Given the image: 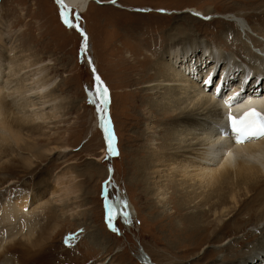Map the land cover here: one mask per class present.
Listing matches in <instances>:
<instances>
[{
    "label": "rangeland",
    "instance_id": "1",
    "mask_svg": "<svg viewBox=\"0 0 264 264\" xmlns=\"http://www.w3.org/2000/svg\"><path fill=\"white\" fill-rule=\"evenodd\" d=\"M106 1L110 0H102ZM111 1L112 4L92 1L89 10L82 13L58 0H0V38L7 49L11 48L10 55L17 57V61L22 63L27 58L28 62H35L33 72H40L43 81L50 83L44 94L47 99L55 98L48 102L46 111L35 105L41 113L55 112L49 115V122L26 121V115L30 117L29 108H33L31 104L26 108L27 114L21 113L26 109L19 108L14 101L11 103L14 109L6 110L7 114L16 112L10 114L11 119L19 116L26 122L23 127L14 126L23 137L19 143L15 136L0 137V198L7 196L3 195L6 189L12 196L16 191L20 195L28 193L27 209L38 206L29 211L36 215L31 216L32 221L40 222L35 230L44 233L43 242L37 248L24 245V240L17 237L12 245L18 248H12L8 255L14 264H100L105 260L110 264H147L139 258L143 248L156 264H214L218 257L219 262L222 258L226 263L242 260L259 239L263 223L255 217L248 221L246 210H241L240 215L237 210L235 217L227 219L226 228L216 232L213 227L204 228L198 234L193 223L183 220L191 211L207 210L208 206L183 208L179 201L185 195L174 186L161 199L154 188L155 179H161H152L146 173L148 184L153 185L148 191L149 185L140 177L138 162L152 150L153 135H164L166 122L163 120H169L167 117L150 119L149 107H157L152 102L156 97L149 88L142 90L138 84L144 64L141 62L137 68L130 62L133 56H129V51L139 50V59L151 57L150 65L154 66L161 57L163 45L169 42L167 34L173 26H179L183 33L191 31L219 49L233 51L240 62L245 56L261 52L255 46L257 42L250 39L254 37L264 43L258 29L264 25L261 13L264 0H120L119 4ZM188 7L200 10L203 18L196 16L193 20L190 13H180ZM147 9L151 10L145 12ZM62 13L72 25L79 24L87 33L88 52L83 46L81 31L77 26L65 24ZM230 14L232 18L250 22L259 34L249 27L239 28L233 20L235 23L223 19ZM249 34L251 38H245ZM243 43L252 44V48L246 50ZM0 48H3L1 43ZM8 60L6 67L10 66ZM8 71L9 68L7 74ZM203 71L209 72L208 67ZM97 75L109 89L108 108L98 97ZM19 78L25 83L32 82L30 76L28 81L27 76ZM213 79L216 85L218 80ZM17 91L20 95L25 92L23 87ZM8 98L13 100L12 95ZM32 99L28 100L33 102ZM108 122L117 136V149L114 148L112 157H109L111 151L104 131ZM150 124L155 132H149ZM260 188L264 189L262 185L257 188L249 185L248 192L247 186L241 185L235 191V200L230 199L231 192L228 194L227 206H234L236 202L237 208L250 209ZM23 197L17 202H23ZM123 198L131 204V214L122 203ZM107 200L111 207L109 217L115 216L112 224L106 219ZM239 216L245 220L239 223ZM215 217L207 214L204 219L212 221ZM241 224L246 225L244 231L232 230ZM247 231L257 235L254 233L256 236L249 240ZM238 237L248 241L238 244L235 242ZM66 238H70L68 243ZM194 245L197 248L193 249ZM203 245L209 246V250L202 249Z\"/></svg>",
    "mask_w": 264,
    "mask_h": 264
},
{
    "label": "bare ground",
    "instance_id": "2",
    "mask_svg": "<svg viewBox=\"0 0 264 264\" xmlns=\"http://www.w3.org/2000/svg\"><path fill=\"white\" fill-rule=\"evenodd\" d=\"M92 1H100L99 3H102V0ZM92 1L63 0V4L83 13L89 10ZM119 1L116 0L114 4H119ZM112 2L106 1V4H112ZM150 10L147 9L144 11L148 12ZM183 12L190 13L193 20L196 16L201 18L204 16L195 7H188L180 13ZM261 13L264 14V12ZM225 18L235 21L239 28L245 29L249 27L250 30L258 34L260 31V34L264 37V25L258 27V31L254 29L255 27L250 22H245L239 17L233 16L232 18L230 14V16H223V19ZM177 27L179 26H173L171 28L172 31L167 34L166 40H169V42L163 45L164 49L160 51L161 57L158 60L156 59L157 62L155 61L156 64L154 66L150 65L151 57H141L142 59H139V50L136 51L137 55L133 50H127L130 52L129 56H133V58L127 60L130 62L133 61V64H136L137 68L141 62L144 64L143 69L139 72L140 76L138 78V84L142 87L141 89L147 91L149 88L152 95L156 97L152 102L158 108L149 107L151 113L150 119L156 120L159 117L160 120H163L167 117V120H169H163L166 122L164 125V135H153V143L151 142V146L149 145L152 150L148 151V156H143L142 160L137 161V170L140 172V177L143 176L142 179L147 184L148 179L146 178V173L150 174L152 179H161L159 181L155 179L154 182V188L155 190L157 189L158 192H156L158 195H161V199H164L167 190L171 186H174L185 195V198L180 197L181 200L179 201V205L183 206V208H190V206L197 208L204 205L208 206L207 210L196 211L198 210L196 209L195 211H191L183 220L185 223H193L194 229L199 230L198 234L204 228L209 229L213 227L214 231L226 228L229 225V220L227 219H230V216L235 217L234 213H237V210L238 214L241 210H246L247 217L245 216V219L250 221L255 217L257 221L263 223L262 226L259 225L260 228H263L261 230L258 229V233L260 234L259 239L253 242L251 247L250 245L248 246L250 249L242 260L236 259L234 262L226 263L220 258L221 263L218 257L214 264H264V189L260 188L258 195L254 199V204L257 205V208L254 207L255 205L253 203L254 206L247 203V206H251L250 209L237 208L238 204L233 200L234 206H227L229 201L228 194L231 192L230 199L235 200V191L239 188L241 189V185H246L248 192H250L249 185H253L255 188L260 185L264 187V137L255 142H247L242 145L240 143V146L218 135L226 127L224 121L226 113L240 115L250 107H256L258 110L264 111V78L259 79L257 76L251 77L250 72L248 74L250 80L246 76V66L255 74L262 73L264 75V43L255 40L253 36L250 39V34V37L246 36L245 38L251 41L254 39V42H257L255 46H258L261 52L251 55L249 53V57L245 56L246 59L239 62L236 60V54L233 51L232 53L231 51H227V53L221 48L219 49L208 43L207 39L199 38L198 34H193L191 31H185L183 33L181 31L182 28ZM250 30H247V32L249 31L250 33ZM0 43L3 45V48H0L2 50L0 51V137L5 139L6 135H8L10 139L15 136L18 137L17 142H20V139L22 140L23 137L19 131L14 129V126L23 127L26 121L39 123L49 122L48 120L51 119L49 115L55 112L50 110V112L41 113L36 111L35 105H39L38 108L41 111L43 109L46 111L48 106H50L48 102L54 101L55 98L47 99L48 96L44 94V90L50 83L48 84L43 81L39 75L40 72H33V64L35 62H28L27 58L22 63L19 62L20 60L17 61V57L14 58L10 55L12 50L11 48L7 49L2 38H0ZM251 46L252 44L249 43L244 44L246 50L247 48L251 49ZM8 59L10 60V66L6 67L5 61ZM246 63L250 65H246ZM207 67L209 72L206 73L203 69ZM7 68H9L8 74L6 73ZM150 69H154L155 72H149ZM226 71L225 79L229 82H232V79H239L241 74L243 77L239 79L238 83L232 82V88H229V92L225 95H222L223 91H221L219 96L215 92L216 89L212 94L211 88L208 93L205 88H201V81L197 80L198 77L201 78L208 74L205 80L208 79L210 81L211 75L214 72V75L217 73L216 80L218 82L215 85L217 86L219 84V75H223ZM21 75L27 76V81L30 76L32 82L25 83L23 81L24 77L20 81L19 77ZM13 81L16 82L14 86H12ZM226 82L223 86L226 85ZM233 86H235V89H233ZM21 87L25 90L22 95L17 91L18 89L21 91ZM242 87H244V90H241ZM11 95L13 100H9L8 98ZM29 98L35 99H32L33 102H31V100H28ZM20 100L23 101L21 102ZM13 101L19 108L26 109L29 104L32 105L33 108H29L31 110L29 111L30 117L26 115L28 117L26 121L22 120L19 116V120L17 116V118L14 116L11 119L10 114H13L15 111L13 113H6L7 108H10V110L14 109L11 106ZM222 110L223 114L221 115ZM27 111L28 109L21 113L27 114ZM13 122L15 123L14 125ZM174 124L175 128H173ZM148 129H150L149 132H155L153 129L151 130V124ZM106 132L109 140V137H112L109 128ZM111 146L114 149V142H111ZM1 151L2 149L0 148ZM59 151L61 153V150ZM108 170L110 172V169ZM160 182L161 184H159ZM171 182L174 184L169 185ZM148 185V191L152 190L149 188H153V185ZM15 193L16 195L12 196L13 193L6 189L3 195L6 194L7 196L4 195L0 198V264H14L13 259L8 254L12 251V248H18L12 245L13 240L17 237H21L24 240V245H30L32 248L39 247L42 244L41 242H43L44 233H40V230H35L40 226V222L35 223L32 221L36 215L33 212H29L35 207L38 208V206L27 209L28 193H24V195L26 194L25 197H23L24 195H20V191H16ZM20 197H23L24 201L21 200L23 202H17ZM122 203L128 213L131 214L132 206L131 204L129 205V201L123 198ZM162 205L164 206V204ZM256 213L258 214L256 215ZM207 214H213L216 217L214 220L212 218V221L210 219L208 221L204 219V216ZM32 215L33 218L31 217ZM242 218L239 216V223L245 220ZM13 223L16 224V227ZM238 226L233 227L232 230L235 229L237 233L244 231L246 225L241 224V226ZM251 232L247 231L245 233L248 235L249 240L257 235L255 232L256 235ZM246 241H248L246 238L238 237L235 242L240 244ZM203 246L202 249L209 250V246ZM192 247L193 249L197 248L195 245ZM30 251L28 248V252ZM212 252L214 251L212 250ZM201 253L202 251H200ZM141 255V258L147 264H156L149 259L146 260L145 256L147 257V255L145 252H142ZM100 264L110 263L108 260H105Z\"/></svg>",
    "mask_w": 264,
    "mask_h": 264
},
{
    "label": "snow or ice",
    "instance_id": "3",
    "mask_svg": "<svg viewBox=\"0 0 264 264\" xmlns=\"http://www.w3.org/2000/svg\"><path fill=\"white\" fill-rule=\"evenodd\" d=\"M58 2L63 3V0H58ZM62 18L64 19L65 24H68L69 26H78L72 25L64 13H62ZM81 31L83 30L81 29ZM84 39L85 41L87 40L86 35L84 36ZM93 71L95 70L93 69ZM96 79L99 81V77H96ZM107 91V88L103 86L102 82H99L97 85V94L105 104L109 103ZM231 122L232 130L236 133L237 142H244L257 137H264V113H260L256 109L249 110L239 120H237L235 117H232ZM105 130H108L107 127H105ZM109 148L111 152H115V149H113L111 146L110 137ZM109 219H111V217H109ZM69 239L70 238H66L65 243H68Z\"/></svg>",
    "mask_w": 264,
    "mask_h": 264
},
{
    "label": "water",
    "instance_id": "4",
    "mask_svg": "<svg viewBox=\"0 0 264 264\" xmlns=\"http://www.w3.org/2000/svg\"><path fill=\"white\" fill-rule=\"evenodd\" d=\"M108 2H110L111 3V1H108ZM102 4H106V2H102ZM83 30V29H82ZM82 33H83V36H87V33L83 30L82 31ZM84 43V48H85V43H86V41H84L83 42ZM87 53V52H86ZM88 60H89V62H90V65H91V67H92V69H94L95 71H96V69H95V65H93V63H92V59L90 58V57H88ZM97 77H99V75H97ZM110 129H111V126H110ZM116 146H115V143H114V148H115Z\"/></svg>",
    "mask_w": 264,
    "mask_h": 264
}]
</instances>
